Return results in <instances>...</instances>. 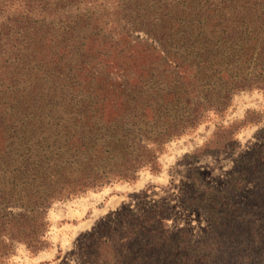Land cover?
Wrapping results in <instances>:
<instances>
[{"label":"trees","instance_id":"trees-1","mask_svg":"<svg viewBox=\"0 0 264 264\" xmlns=\"http://www.w3.org/2000/svg\"><path fill=\"white\" fill-rule=\"evenodd\" d=\"M254 90L264 0H0V264L17 243L49 247L53 204L159 171L169 142ZM250 122L218 125L203 149L227 150ZM237 169L258 203L205 190L189 203L210 222L199 241L158 204L100 222L84 263L264 264V151Z\"/></svg>","mask_w":264,"mask_h":264},{"label":"rangeland","instance_id":"rangeland-1","mask_svg":"<svg viewBox=\"0 0 264 264\" xmlns=\"http://www.w3.org/2000/svg\"><path fill=\"white\" fill-rule=\"evenodd\" d=\"M247 116L255 122L243 126L227 150L205 152L204 145L218 125L240 122ZM257 151H264V94L254 90L236 95L223 117L211 116L195 131L169 142L160 157L159 171L145 170L136 182H117L53 204L47 213L49 247L32 252L17 243L8 264H85L86 240L100 222L116 227L126 213L140 214L158 204L167 209L176 233L186 232L199 241L210 222L190 201L212 188L230 193L239 204L255 206L260 186L253 175H242L237 168Z\"/></svg>","mask_w":264,"mask_h":264}]
</instances>
